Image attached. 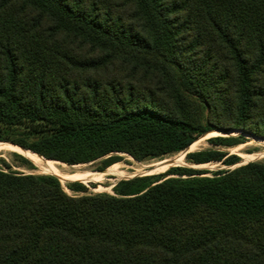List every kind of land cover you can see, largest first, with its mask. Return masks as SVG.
I'll use <instances>...</instances> for the list:
<instances>
[{
	"label": "trees",
	"instance_id": "trees-1",
	"mask_svg": "<svg viewBox=\"0 0 264 264\" xmlns=\"http://www.w3.org/2000/svg\"><path fill=\"white\" fill-rule=\"evenodd\" d=\"M232 130L264 139V0H0V142L68 165L142 162ZM244 140L186 160L232 166L222 148ZM206 174L69 196L0 169V264H264V163Z\"/></svg>",
	"mask_w": 264,
	"mask_h": 264
},
{
	"label": "rangeland",
	"instance_id": "rangeland-1",
	"mask_svg": "<svg viewBox=\"0 0 264 264\" xmlns=\"http://www.w3.org/2000/svg\"><path fill=\"white\" fill-rule=\"evenodd\" d=\"M23 131H24L23 129H18L14 133L12 132H8V133L9 136L11 134L10 138L13 137L17 139H22L25 137L21 135V132ZM229 135L230 136L242 135L245 139L243 144H240L233 148H228V149L222 148V150L226 152L228 156H237L239 158L237 164H234L232 166H226L222 162H218V163L193 165L187 162L186 156L188 154L214 148L212 145L208 143V140L210 138L216 136H229ZM13 145L20 148V146L13 144L10 141L0 142V169L4 171L19 172L26 175L29 174L49 175L58 178V176H56L55 174L48 173L43 169H41L39 166L42 165V167L48 168L49 165H52L56 169L57 173L63 177L67 175H71L75 172H79L81 174L87 175L82 179H77V180L72 179V181L71 179L66 180L64 178H58L65 193L68 194L69 196L80 195L79 193L73 191L70 188V185L73 183L82 184L83 186L88 188L89 192L92 194L113 195L114 188L121 181L130 180L136 177H143V176H153L154 178L152 181H157L159 175L164 174L166 171L174 167L192 168L198 172H208L209 174H206L205 176H210L212 172L218 170H233L237 167H240L242 165L251 162L264 163V139L252 136L248 133L243 135L241 134V131L238 130H232L230 132H222V131L213 132L198 139L192 146H190L187 149L188 151L186 150L184 152L166 156L164 158L151 159L142 162L135 160L132 156L128 154L119 153V154H112L86 164L68 165L59 161L48 160L44 157L43 159L41 158L42 156L40 157L37 154L32 153V151L21 147L22 149L31 152L37 157V159L39 160L38 162L40 163L38 165L33 163L31 160L27 159L26 157L22 156L21 154L15 152L12 148L14 147ZM113 156L116 158V160L111 162L110 165H108L107 168H105L106 165L105 162L109 161L110 158ZM103 168H105V170H102Z\"/></svg>",
	"mask_w": 264,
	"mask_h": 264
},
{
	"label": "bare ground",
	"instance_id": "bare-ground-1",
	"mask_svg": "<svg viewBox=\"0 0 264 264\" xmlns=\"http://www.w3.org/2000/svg\"><path fill=\"white\" fill-rule=\"evenodd\" d=\"M8 148H9V146H8ZM13 148V150L15 151V152H17V153H19V154H21L22 156H24V157H26L27 159H29V160H31L33 163H35V164H40L38 161V159H37V157L34 155V154H32L31 152H29V151H27V150H25V149H22V148H19V147H16V146H14V147H12ZM188 151V150H187ZM41 159V158H40ZM41 161V160H40ZM48 161V160H47ZM49 162V161H48ZM40 166V168L41 169H43L44 171H46V172H48V173H53V174H55L56 176H58V178H64V179H71V181H72V179H75V180H77V179H82V178H84L85 176H87V175H84V174H81V173H79V172H75V173H73V174H71V175H67V176H60L58 173H57V171H56V169L52 166V165H49L48 166V168L46 167H42V165H39ZM47 166V165H46ZM159 168V167H158ZM148 170V169H147ZM161 171V170H160ZM153 172V171H152ZM155 173V172H154ZM144 174V173H143ZM146 174V173H145ZM147 174H149V173H147ZM114 175V174H113ZM123 175V174H122ZM86 180V179H85Z\"/></svg>",
	"mask_w": 264,
	"mask_h": 264
},
{
	"label": "water",
	"instance_id": "water-1",
	"mask_svg": "<svg viewBox=\"0 0 264 264\" xmlns=\"http://www.w3.org/2000/svg\"><path fill=\"white\" fill-rule=\"evenodd\" d=\"M241 134H243V135H245L246 133L245 132H242L241 131ZM12 145V144H11ZM13 146H15V145H13ZM21 148V147H20ZM38 155V154H37ZM38 156H40V155H38ZM41 157V156H40ZM41 158H43V157H41ZM44 159V158H43ZM46 160V159H45Z\"/></svg>",
	"mask_w": 264,
	"mask_h": 264
}]
</instances>
